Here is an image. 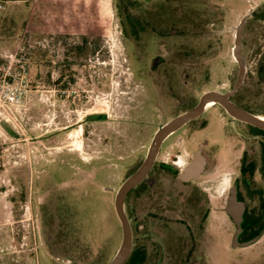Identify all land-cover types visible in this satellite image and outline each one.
Masks as SVG:
<instances>
[{"label":"rangeland","instance_id":"rangeland-1","mask_svg":"<svg viewBox=\"0 0 264 264\" xmlns=\"http://www.w3.org/2000/svg\"><path fill=\"white\" fill-rule=\"evenodd\" d=\"M4 1L0 85L25 91L15 120L0 121V264L112 261L123 239L119 189L160 127L205 93L234 87L236 33L244 19L241 104L264 118V24L252 19L264 0ZM204 117L223 126L226 115L213 106ZM240 138L241 155L259 167L264 133L242 125ZM177 139L167 141V158ZM236 177L219 165L200 180L212 188L203 235H188L198 225L191 220L159 221L162 230L152 236L135 225L136 251L149 248L153 264L157 240L165 247L163 264H264V236L232 248L236 226L225 208ZM252 183L246 202L258 215L259 169Z\"/></svg>","mask_w":264,"mask_h":264},{"label":"flooded vegetation","instance_id":"flooded-vegetation-1","mask_svg":"<svg viewBox=\"0 0 264 264\" xmlns=\"http://www.w3.org/2000/svg\"><path fill=\"white\" fill-rule=\"evenodd\" d=\"M252 19L264 24V6H261L260 10L253 11ZM248 20L245 22L242 40L245 29L248 26ZM259 77L264 79V70H259ZM241 88L230 100L235 105L244 108L240 99ZM232 89H230V91ZM149 97L151 100L156 99V95L153 91L150 92ZM213 106H216L226 115L223 126H221L216 118L204 117L207 109ZM207 109L202 116L191 120L165 139L146 177L127 194L125 199V210L131 222L133 237L136 232L135 225H138V231L143 235L152 236L157 235V233L162 230L161 226L163 224H159L161 223L159 221H162V223L164 222L165 225V223H169L168 220L173 221L176 219L198 222L196 229L192 231L187 230L188 235H203V225L209 216L208 193L212 188L204 187L202 185L204 182L202 183L200 180L219 165L223 167L224 170H233L234 173L237 171V177L227 190L226 202L231 196V190L234 188L237 199L245 203L242 222L243 230L238 237L239 243L246 244L257 237H259L258 241H260L264 236V188L260 192V200L262 201L260 214H251L246 202L247 194L249 191L254 190L252 187V176L256 171L258 172V169L264 180V146L262 150L263 161L262 164L257 167L258 163L256 159L252 158L250 154L245 152L246 154L244 156L241 155L240 138L242 125L251 129L255 128L258 131L261 129L233 118L220 104L207 106ZM98 119L105 120L106 116L100 115ZM175 135L178 137L177 142L169 147V151H175V153L167 158V154L170 155V152L166 150V143ZM249 135L254 138L258 136L256 133H249ZM150 146L148 150L144 152L140 164L136 169H139L144 164ZM183 154H186L187 159L180 162L179 159H181ZM197 154L201 155L205 161L202 173L197 178L188 181L182 180L179 176L180 173H183L186 167L194 161L195 155ZM168 227H165L164 230L169 231ZM153 243L158 253L153 264H163L162 259L165 253V247L157 240H154ZM148 249L149 248H145L141 251H136V248L133 246L131 255L125 264H150L151 261L148 257L150 252Z\"/></svg>","mask_w":264,"mask_h":264},{"label":"water","instance_id":"water-1","mask_svg":"<svg viewBox=\"0 0 264 264\" xmlns=\"http://www.w3.org/2000/svg\"><path fill=\"white\" fill-rule=\"evenodd\" d=\"M245 22L246 19L240 22L236 33L234 56L239 65V72L234 88L226 93H220L217 91L205 93L195 107L160 127L152 140L148 156L144 164L137 169L136 172L132 174L119 189L115 200V208L118 219L122 225L123 239L117 254L109 264H125L131 255L133 249V230L125 211V199L129 191L136 187L146 177L155 162L161 145L166 138L178 131L182 126L191 120L202 116L210 103L220 104L233 118L255 126L258 129L264 130V120L261 119V117L251 114L244 108L235 105L230 100V98L243 86L246 76V67L242 58V33ZM204 163V158L201 155H195L194 161L186 167L183 173H180V178L184 181L197 178L204 169ZM225 211L237 226V231L234 234L232 242L233 248L248 247L259 240V237H257L246 244H240L238 241V237L243 230L242 222L245 211V203L237 199L234 188L231 190V196L227 201Z\"/></svg>","mask_w":264,"mask_h":264},{"label":"built area","instance_id":"built-area-1","mask_svg":"<svg viewBox=\"0 0 264 264\" xmlns=\"http://www.w3.org/2000/svg\"><path fill=\"white\" fill-rule=\"evenodd\" d=\"M7 3L8 1L0 0V17L4 15ZM20 68L23 69V72L25 73V65L21 64ZM6 76L15 78L16 74L9 72ZM0 88L2 89L0 95V121H13L15 120V115L19 110L21 94L25 90H22L23 87H14L12 84H7L6 86L0 85Z\"/></svg>","mask_w":264,"mask_h":264},{"label":"crops","instance_id":"crops-1","mask_svg":"<svg viewBox=\"0 0 264 264\" xmlns=\"http://www.w3.org/2000/svg\"><path fill=\"white\" fill-rule=\"evenodd\" d=\"M40 7L39 6H37L35 9H34V12H33V10H31V13H34V14H36L37 13V10L39 9ZM32 18H34V16H32Z\"/></svg>","mask_w":264,"mask_h":264},{"label":"bare ground","instance_id":"bare-ground-1","mask_svg":"<svg viewBox=\"0 0 264 264\" xmlns=\"http://www.w3.org/2000/svg\"><path fill=\"white\" fill-rule=\"evenodd\" d=\"M214 103H210V104H208V106H210V105H213ZM261 119H263L264 120V118L263 117H261Z\"/></svg>","mask_w":264,"mask_h":264},{"label":"trees","instance_id":"trees-1","mask_svg":"<svg viewBox=\"0 0 264 264\" xmlns=\"http://www.w3.org/2000/svg\"><path fill=\"white\" fill-rule=\"evenodd\" d=\"M41 3H42V1H41ZM40 6H41V4H40ZM40 6H39V7H40ZM38 10H39V9H38ZM34 15H35V14H33V16H34ZM0 18H1V17H0ZM259 131H261V130H259ZM261 132H264V131H261Z\"/></svg>","mask_w":264,"mask_h":264}]
</instances>
